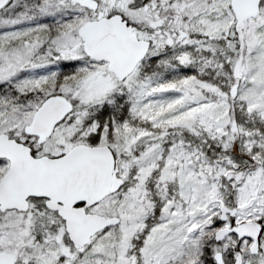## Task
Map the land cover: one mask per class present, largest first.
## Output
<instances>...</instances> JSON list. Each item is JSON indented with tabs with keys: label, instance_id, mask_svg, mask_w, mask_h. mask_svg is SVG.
<instances>
[{
	"label": "snow or ice",
	"instance_id": "obj_1",
	"mask_svg": "<svg viewBox=\"0 0 264 264\" xmlns=\"http://www.w3.org/2000/svg\"><path fill=\"white\" fill-rule=\"evenodd\" d=\"M0 264H264V0H0Z\"/></svg>",
	"mask_w": 264,
	"mask_h": 264
}]
</instances>
